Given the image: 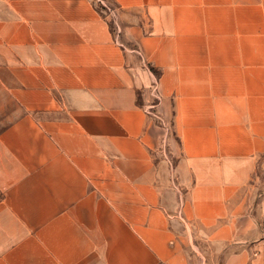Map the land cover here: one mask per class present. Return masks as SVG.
Returning a JSON list of instances; mask_svg holds the SVG:
<instances>
[{"label":"crops","instance_id":"obj_1","mask_svg":"<svg viewBox=\"0 0 264 264\" xmlns=\"http://www.w3.org/2000/svg\"><path fill=\"white\" fill-rule=\"evenodd\" d=\"M109 1L0 0V264H264V0Z\"/></svg>","mask_w":264,"mask_h":264},{"label":"built area","instance_id":"obj_2","mask_svg":"<svg viewBox=\"0 0 264 264\" xmlns=\"http://www.w3.org/2000/svg\"><path fill=\"white\" fill-rule=\"evenodd\" d=\"M95 2L98 4V6H100L108 15H110L111 17V22H112V25L114 26L115 28V31L116 32H121V29H120V26L119 24L117 23V16H118V10H117V7L112 3L110 2L109 0H95ZM157 86H155L154 90H155V96L157 99H160V96L159 94L157 93ZM156 106L157 104H152L150 105V108H149V112L154 114L155 117L159 118L162 123L164 124L165 128H166V131H167V134H169L170 132V126L165 122L164 120V117L157 111H155L156 109Z\"/></svg>","mask_w":264,"mask_h":264},{"label":"rangeland","instance_id":"obj_3","mask_svg":"<svg viewBox=\"0 0 264 264\" xmlns=\"http://www.w3.org/2000/svg\"><path fill=\"white\" fill-rule=\"evenodd\" d=\"M170 133V132H169Z\"/></svg>","mask_w":264,"mask_h":264}]
</instances>
